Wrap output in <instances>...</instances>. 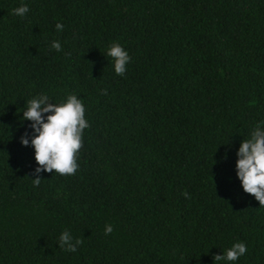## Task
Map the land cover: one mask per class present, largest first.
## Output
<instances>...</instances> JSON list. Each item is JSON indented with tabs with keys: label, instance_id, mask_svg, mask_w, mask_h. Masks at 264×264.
<instances>
[{
	"label": "trees",
	"instance_id": "trees-1",
	"mask_svg": "<svg viewBox=\"0 0 264 264\" xmlns=\"http://www.w3.org/2000/svg\"><path fill=\"white\" fill-rule=\"evenodd\" d=\"M41 93L76 94L90 127L77 171L34 187L22 111ZM259 120L264 0H0V264H214L237 241V264H264V206L235 172Z\"/></svg>",
	"mask_w": 264,
	"mask_h": 264
},
{
	"label": "clouds",
	"instance_id": "clouds-1",
	"mask_svg": "<svg viewBox=\"0 0 264 264\" xmlns=\"http://www.w3.org/2000/svg\"><path fill=\"white\" fill-rule=\"evenodd\" d=\"M30 9L26 3L12 10L13 14L24 18ZM58 32L63 31V24L56 23ZM50 47L61 51V43L53 40ZM107 61L111 59L114 73L123 77L127 71L131 57L125 47L118 41L108 45L104 54ZM22 120L31 122L30 132L20 139L23 146L34 149V159L37 167L31 179L33 186L38 187L42 172H53L55 175H72L78 169V153L83 145L84 131L90 127L85 118V106L74 93L68 94L62 102L52 103L49 95L41 93L27 100L22 111ZM236 177L242 190L250 194L264 206V120H259L253 126L249 138L243 139L236 151ZM112 231L111 225H105V234ZM82 241L67 230H63L57 244L65 252L75 253ZM247 252L243 241L233 243L224 249L222 255L213 257L214 264H237Z\"/></svg>",
	"mask_w": 264,
	"mask_h": 264
}]
</instances>
